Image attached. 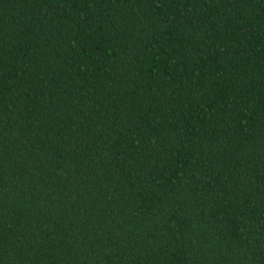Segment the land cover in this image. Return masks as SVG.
Wrapping results in <instances>:
<instances>
[{
  "label": "trees",
  "instance_id": "16d2710c",
  "mask_svg": "<svg viewBox=\"0 0 264 264\" xmlns=\"http://www.w3.org/2000/svg\"><path fill=\"white\" fill-rule=\"evenodd\" d=\"M0 264H264V0H0Z\"/></svg>",
  "mask_w": 264,
  "mask_h": 264
}]
</instances>
